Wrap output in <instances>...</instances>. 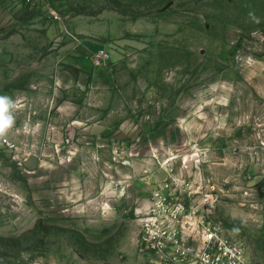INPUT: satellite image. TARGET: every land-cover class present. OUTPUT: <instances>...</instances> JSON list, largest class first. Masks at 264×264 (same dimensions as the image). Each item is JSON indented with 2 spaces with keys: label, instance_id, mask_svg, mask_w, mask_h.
I'll use <instances>...</instances> for the list:
<instances>
[{
  "label": "rangeland",
  "instance_id": "obj_1",
  "mask_svg": "<svg viewBox=\"0 0 264 264\" xmlns=\"http://www.w3.org/2000/svg\"><path fill=\"white\" fill-rule=\"evenodd\" d=\"M0 96V264H156L170 175L264 264V0H0Z\"/></svg>",
  "mask_w": 264,
  "mask_h": 264
},
{
  "label": "built area",
  "instance_id": "obj_2",
  "mask_svg": "<svg viewBox=\"0 0 264 264\" xmlns=\"http://www.w3.org/2000/svg\"><path fill=\"white\" fill-rule=\"evenodd\" d=\"M108 58L99 52L93 60L99 65ZM151 184L138 212L140 252L154 257L156 264H256L246 257L242 243L212 222L208 190L184 185L173 175Z\"/></svg>",
  "mask_w": 264,
  "mask_h": 264
},
{
  "label": "clouds",
  "instance_id": "obj_3",
  "mask_svg": "<svg viewBox=\"0 0 264 264\" xmlns=\"http://www.w3.org/2000/svg\"><path fill=\"white\" fill-rule=\"evenodd\" d=\"M18 107L17 102L11 97L0 96V139H3L15 124L14 110Z\"/></svg>",
  "mask_w": 264,
  "mask_h": 264
},
{
  "label": "water",
  "instance_id": "obj_4",
  "mask_svg": "<svg viewBox=\"0 0 264 264\" xmlns=\"http://www.w3.org/2000/svg\"><path fill=\"white\" fill-rule=\"evenodd\" d=\"M169 4H171V3H169ZM169 4H168V5H169ZM68 71H70L75 77L77 76V74L73 71V69L68 68Z\"/></svg>",
  "mask_w": 264,
  "mask_h": 264
}]
</instances>
